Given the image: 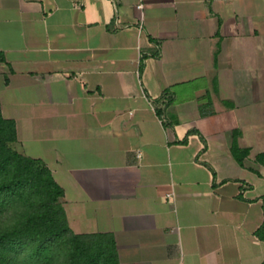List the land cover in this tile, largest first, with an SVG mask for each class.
<instances>
[{
    "label": "crops",
    "instance_id": "crops-1",
    "mask_svg": "<svg viewBox=\"0 0 264 264\" xmlns=\"http://www.w3.org/2000/svg\"><path fill=\"white\" fill-rule=\"evenodd\" d=\"M0 50L15 146L75 232L120 264L263 261L264 0H0Z\"/></svg>",
    "mask_w": 264,
    "mask_h": 264
},
{
    "label": "trees",
    "instance_id": "trees-1",
    "mask_svg": "<svg viewBox=\"0 0 264 264\" xmlns=\"http://www.w3.org/2000/svg\"><path fill=\"white\" fill-rule=\"evenodd\" d=\"M0 61H6L2 50ZM155 102L162 116L165 109ZM165 124L173 125L168 120ZM236 133L232 150L243 163L248 150L239 146ZM17 139L16 122L3 115L0 104V216L9 209L17 215L0 225V264H120L112 233L71 228L61 200L63 187L44 160L13 145ZM259 159L264 160V153ZM255 233L264 240V221Z\"/></svg>",
    "mask_w": 264,
    "mask_h": 264
},
{
    "label": "rangeland",
    "instance_id": "rangeland-1",
    "mask_svg": "<svg viewBox=\"0 0 264 264\" xmlns=\"http://www.w3.org/2000/svg\"><path fill=\"white\" fill-rule=\"evenodd\" d=\"M13 145H15V144H13ZM16 216L17 215L15 214V212L12 209H9L8 211L3 212L0 216V225L11 223L12 221L15 220Z\"/></svg>",
    "mask_w": 264,
    "mask_h": 264
}]
</instances>
